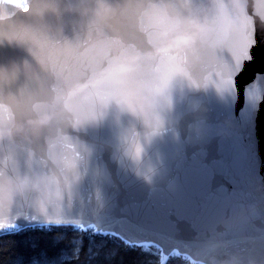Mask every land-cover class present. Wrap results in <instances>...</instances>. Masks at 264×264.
<instances>
[{"label":"water","instance_id":"water-1","mask_svg":"<svg viewBox=\"0 0 264 264\" xmlns=\"http://www.w3.org/2000/svg\"><path fill=\"white\" fill-rule=\"evenodd\" d=\"M102 2L118 0H48L41 23L51 33L54 67L79 81L78 90H97L77 120L85 122L69 129L81 146L62 157L75 168L70 189L46 214L29 198H17L0 213V236L40 224L94 227L157 246L164 263L175 253L201 264L221 257L224 264H264V25L257 21L254 47L249 33L233 43L210 88L183 83L152 119L143 114L144 93H159L164 84L145 83L148 66L124 79L127 52L120 40L107 30L99 38L95 13ZM208 2L189 0L190 11L202 13ZM26 55L5 45L0 65ZM41 159L34 154L33 172L46 171ZM25 160L22 154L21 171H28Z\"/></svg>","mask_w":264,"mask_h":264},{"label":"clouds","instance_id":"clouds-1","mask_svg":"<svg viewBox=\"0 0 264 264\" xmlns=\"http://www.w3.org/2000/svg\"><path fill=\"white\" fill-rule=\"evenodd\" d=\"M49 7L48 0H25L19 6L0 2V47L16 46L27 54L10 66L0 65V213L17 198H29L46 214L76 179L75 168L62 157L80 150L69 129L85 122L77 120L93 105L97 89L78 90L79 81L54 67L51 33L41 23ZM95 15L100 31L118 38L127 52L121 61L133 69L127 76L148 66L145 83L163 82L159 93H144L143 114L156 119L183 83L210 88L243 34L249 33L255 46L257 21L264 25V0H209L202 13L190 11L189 0H118L102 2ZM185 36L187 42L175 46ZM177 66L180 71L170 72ZM22 154L28 171L20 170ZM34 154L42 157L46 171L31 170Z\"/></svg>","mask_w":264,"mask_h":264},{"label":"trees","instance_id":"trees-1","mask_svg":"<svg viewBox=\"0 0 264 264\" xmlns=\"http://www.w3.org/2000/svg\"><path fill=\"white\" fill-rule=\"evenodd\" d=\"M0 264H162L153 247L73 226H30L0 236ZM165 264H195L172 256Z\"/></svg>","mask_w":264,"mask_h":264},{"label":"bare ground","instance_id":"bare-ground-1","mask_svg":"<svg viewBox=\"0 0 264 264\" xmlns=\"http://www.w3.org/2000/svg\"><path fill=\"white\" fill-rule=\"evenodd\" d=\"M0 2H7V0H0ZM106 36V32H104V33H102L101 34V37L100 38H103V37H105ZM235 77V76H234ZM236 78V77H235ZM124 171V170H123ZM145 180V179H144ZM154 196V195H153ZM155 198V197H154ZM16 201V200H15ZM90 216V215H89ZM102 221H106L105 219H103V218H100ZM108 222H110V221H108ZM116 226H118V225H116ZM120 229H121V231H122V227H120V226H118ZM139 236H146L144 233H141V235H139ZM139 236H137V237H139ZM220 248V252L222 253V254H226L228 251H227V249L225 248V249H223L222 247H219ZM234 248H236V247H234ZM160 255V254H159ZM177 256V255H176ZM224 259V257H221V260L220 261H215L213 264H224V263H222V260ZM191 260V262H193V263H195V264H201V263H198V262H196V261H194V260H192V259H190ZM224 262H226V261H224Z\"/></svg>","mask_w":264,"mask_h":264},{"label":"rangeland","instance_id":"rangeland-1","mask_svg":"<svg viewBox=\"0 0 264 264\" xmlns=\"http://www.w3.org/2000/svg\"><path fill=\"white\" fill-rule=\"evenodd\" d=\"M137 226H140V225H137ZM136 226V227H137ZM135 227V230L138 232L137 228ZM142 228H146L145 226H142ZM143 231H146V229H143ZM139 233V232H138Z\"/></svg>","mask_w":264,"mask_h":264}]
</instances>
